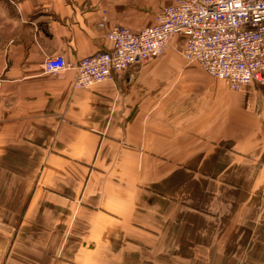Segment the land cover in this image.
<instances>
[{"label": "crops", "instance_id": "0c3cea01", "mask_svg": "<svg viewBox=\"0 0 264 264\" xmlns=\"http://www.w3.org/2000/svg\"><path fill=\"white\" fill-rule=\"evenodd\" d=\"M172 1L14 3L18 27L0 42V264H100V234L150 241L166 264H264V77L234 92L160 69L168 54L88 89L42 70L105 50L106 29L145 28Z\"/></svg>", "mask_w": 264, "mask_h": 264}, {"label": "built area", "instance_id": "2783aa9c", "mask_svg": "<svg viewBox=\"0 0 264 264\" xmlns=\"http://www.w3.org/2000/svg\"><path fill=\"white\" fill-rule=\"evenodd\" d=\"M102 19L99 27L103 28ZM109 46L69 63L47 57L45 74L74 72L73 86L88 89L120 77L132 66L159 58L173 38L181 56L231 91L262 83L264 77V0H174L140 30L114 26L104 34Z\"/></svg>", "mask_w": 264, "mask_h": 264}, {"label": "rangeland", "instance_id": "374dc122", "mask_svg": "<svg viewBox=\"0 0 264 264\" xmlns=\"http://www.w3.org/2000/svg\"><path fill=\"white\" fill-rule=\"evenodd\" d=\"M16 1L17 0H0V42H2L1 40H5L13 36L18 27L17 25L18 15L14 8V3H16ZM170 3L171 2H169L168 4ZM101 29H105V24L104 27ZM165 54H168L167 58L170 59V61H168V63H166L160 69L165 70L167 68H176L180 70L182 69V70L192 71L194 73L197 71L199 72L203 71L198 66H195L193 64H188L187 62L183 61L184 59L181 56V44H178L177 47L175 46L169 48L167 46L163 54L159 58L154 60L162 59ZM154 60L137 65L144 66L150 64ZM164 79L165 81L168 80L167 81L168 83L169 80H171L170 78L169 79L164 78ZM20 222H21L20 220H17L15 222V227H19ZM44 223L40 225H44L43 227H48V225L50 224H55V220H53V218H48V221H44ZM84 239L88 240V238H84ZM96 245H97L96 257H97V261H100V264H137L138 262H140L138 264H153L155 262L157 264H162L163 262H165L166 264L168 260L167 253L158 254L152 252V249L150 247V241H148V245L145 244V246H136L134 238L129 236L125 237L122 235L121 236L114 235L107 237L104 236L103 234L96 235ZM107 245L108 248L105 247ZM105 248L107 249V251H104Z\"/></svg>", "mask_w": 264, "mask_h": 264}]
</instances>
